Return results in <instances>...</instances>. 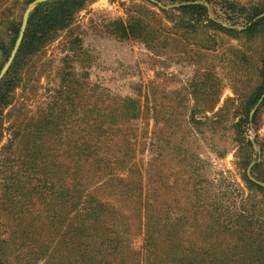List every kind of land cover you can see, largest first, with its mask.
<instances>
[{"label":"rangeland","instance_id":"374dc122","mask_svg":"<svg viewBox=\"0 0 264 264\" xmlns=\"http://www.w3.org/2000/svg\"><path fill=\"white\" fill-rule=\"evenodd\" d=\"M195 1L211 11L224 1L264 9V0ZM33 2L0 0V48L10 45L13 30ZM173 9L154 0H91L53 42L19 64L16 87L0 111L1 238L12 237L17 210L28 220L26 209L42 207L39 195L46 188L48 162L60 160L65 137L75 138L69 133L79 115L69 120V132L44 133L60 85L70 79L87 82L78 91L82 110L94 105V85L101 88L100 100L108 92L138 99L134 162L143 194L153 195L159 216L168 210L177 242L185 241L178 242L176 252L206 236V230L190 225L202 228L212 220L210 215L220 219L214 237L229 242L224 224L249 215L264 221V196L247 182L248 164L256 162L258 168L250 175L264 183V32L249 36L245 27L226 24L222 27L229 31L217 29L204 18L192 26L182 24L191 18ZM129 16L144 21L149 43L122 41L108 33L112 21ZM74 40L80 46L71 62L65 56L72 54L68 49ZM5 64L0 50V65ZM257 109L255 122L246 123ZM146 171L153 181L147 180ZM226 244L218 247L219 264H240L256 253L230 251ZM142 245L143 235L137 236L133 248L142 253Z\"/></svg>","mask_w":264,"mask_h":264},{"label":"trees","instance_id":"16d2710c","mask_svg":"<svg viewBox=\"0 0 264 264\" xmlns=\"http://www.w3.org/2000/svg\"><path fill=\"white\" fill-rule=\"evenodd\" d=\"M33 1L28 0L29 3ZM90 1L53 0L34 7L28 16L15 59L0 82V111L16 87L19 64L53 42L57 32L68 28ZM154 1L173 5V10L191 18L190 22L181 20L182 24L192 26V21L198 24L204 18L217 29H229L222 27L226 24L245 27L243 32L249 36L264 32V9L259 7L224 1L217 10L211 11L195 0ZM211 16L215 18L211 19ZM20 27L13 30L10 45L0 48L4 64L10 57ZM108 30L118 40L133 38L148 42L143 34L147 30L146 24L132 16L126 21H112ZM70 46L68 50L72 54L65 58L72 62L78 56L76 50L80 41L74 40ZM2 67L0 65V72ZM260 76L264 80V61ZM86 84L85 81L70 79L60 85L61 91L50 108L53 111L47 113L44 133L50 137L57 131L69 132L66 128L71 122L69 120L73 115H79L75 130L69 133L75 138L65 137L60 144V160L48 162L43 178L46 188L39 195L43 200L42 207L25 208V213L29 215L26 221L20 217L21 209L17 210L18 219L12 237L7 240L0 234V264H219L215 261L220 259L218 247L225 242L230 251L241 249L248 253L255 249L256 253L240 264H264V221L261 216L258 217L260 222L249 215L237 218L236 224H224L226 227L223 229L230 236L229 242L214 237L220 230V219L210 215L212 220L204 227L197 223L190 225L193 229L199 228V232L207 231L206 236L198 240L199 244L193 240L191 245H186L185 251L176 252L185 241L177 242L175 227L168 222V210L165 209V214L159 216L153 195L143 194L140 170L134 162V122L140 118L138 99L106 90L105 100H100L101 88L94 85V105L82 110L84 106L80 105L81 93L78 91H82ZM259 98H255L253 105ZM257 112L258 109L251 121L247 116L246 123L253 124ZM247 147L252 149L250 141H247ZM148 167L151 171V163ZM256 168L258 164H253L250 171ZM146 178L153 181L147 171ZM247 182L264 196L263 187L249 180ZM149 190L152 192L151 188ZM37 195L35 193V199ZM142 235L140 253L133 248V240ZM206 250H210L211 254ZM253 260L256 261L252 263Z\"/></svg>","mask_w":264,"mask_h":264},{"label":"water","instance_id":"95a60500","mask_svg":"<svg viewBox=\"0 0 264 264\" xmlns=\"http://www.w3.org/2000/svg\"><path fill=\"white\" fill-rule=\"evenodd\" d=\"M48 1H53V0H36L34 1L31 5H29V7L27 8L24 16H23V19H22V24H21V27H20V30H19V35L16 39V42H15V45L13 47V50L10 54V57L8 58L6 64L4 65V67L1 69V72H0V82L1 80L3 79V77L5 76V74L7 73V71L9 70L10 66L12 65L14 59H15V56L18 52V49L20 47V44L22 42V38H23V35H24V32H25V29H26V25H27V20H28V16L29 14L32 12V10L34 9V7H36L37 5L41 4V3H45V2H48ZM256 163V162H255ZM254 162L251 163L247 169V176H248V179L263 187L264 188V183L260 182V181H257L256 179H254L251 175H250V170H251V167L253 166V164H255Z\"/></svg>","mask_w":264,"mask_h":264}]
</instances>
